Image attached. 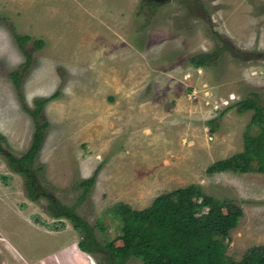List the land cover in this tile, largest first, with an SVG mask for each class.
Wrapping results in <instances>:
<instances>
[{
  "label": "rangeland",
  "instance_id": "rangeland-1",
  "mask_svg": "<svg viewBox=\"0 0 264 264\" xmlns=\"http://www.w3.org/2000/svg\"><path fill=\"white\" fill-rule=\"evenodd\" d=\"M142 6L143 0H0V143L12 155L25 153L35 130L26 108L58 92L38 115L49 126L36 176L91 225L105 224L104 232L94 230L101 244H123L121 204L127 214L162 193L199 185L241 206L225 239L228 257L241 260L264 244V173L207 169L244 150L254 111L228 107L252 92L264 103V0ZM16 35L31 37L26 67ZM224 38L233 52L223 50L208 67L190 63ZM15 70L22 72L18 87ZM98 167L95 185L79 201L78 182ZM24 183L0 155V264H82L77 255L110 264L102 250L81 251L83 234L48 213L50 195L28 198Z\"/></svg>",
  "mask_w": 264,
  "mask_h": 264
},
{
  "label": "trees",
  "instance_id": "trees-1",
  "mask_svg": "<svg viewBox=\"0 0 264 264\" xmlns=\"http://www.w3.org/2000/svg\"><path fill=\"white\" fill-rule=\"evenodd\" d=\"M157 6L144 1L143 7ZM141 8L138 13H143ZM31 39L27 35H16V40L26 54L24 67L30 64L31 54L25 50V43ZM224 38L222 46L217 45L209 52L195 54L190 63L196 67H208L216 63L218 55L225 49L231 50L229 40ZM38 48L42 47L43 40H34ZM229 45V46H228ZM22 72H12L14 83L18 87ZM55 92L50 98L37 101V107L26 108L35 119V130L30 148L20 156L6 151L0 143L2 155L11 170L25 177L26 195L32 201H39L43 197L49 200L47 211L53 218L70 220L76 230L83 234L78 242L81 251L95 255L97 251H104L110 264H126L131 258L141 260L140 264H264V244L248 249L241 260L228 257L226 238L237 226L243 215V210L234 200L219 199L207 195L199 185H189L170 192L158 195L152 204L145 209H130L126 214L118 206L120 220L128 230L122 235L123 244L120 247L112 241L101 244L95 235V227L104 232L106 226L98 219L96 225H91L75 211V206H68L57 196L48 194L43 183L36 174L42 170L35 161L46 135L49 123L38 120L43 106L52 98L57 97ZM237 107L239 111L253 110L254 115L245 134L244 150L235 155L219 160L208 167L207 173L214 174L224 171L264 173V103L259 93L252 92L244 99L237 101L228 108ZM252 126L257 132L251 131ZM5 137L0 135V141ZM99 167L87 178L78 182L82 189L79 201L84 200L95 185ZM205 212V213H202ZM209 212L212 215H209ZM75 258V257H74ZM83 255H77L76 263L87 264ZM97 264H106L96 259Z\"/></svg>",
  "mask_w": 264,
  "mask_h": 264
},
{
  "label": "flooded vegetation",
  "instance_id": "flooded-vegetation-1",
  "mask_svg": "<svg viewBox=\"0 0 264 264\" xmlns=\"http://www.w3.org/2000/svg\"><path fill=\"white\" fill-rule=\"evenodd\" d=\"M144 1L149 2V3H152V4H155V5H157V4H159V3L162 2V0H143V2Z\"/></svg>",
  "mask_w": 264,
  "mask_h": 264
}]
</instances>
